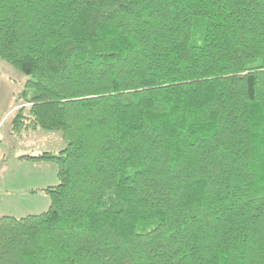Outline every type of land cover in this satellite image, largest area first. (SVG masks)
<instances>
[{
  "label": "trees",
  "instance_id": "obj_1",
  "mask_svg": "<svg viewBox=\"0 0 264 264\" xmlns=\"http://www.w3.org/2000/svg\"><path fill=\"white\" fill-rule=\"evenodd\" d=\"M0 60L67 144L0 264H264V0H0Z\"/></svg>",
  "mask_w": 264,
  "mask_h": 264
},
{
  "label": "rangeland",
  "instance_id": "obj_2",
  "mask_svg": "<svg viewBox=\"0 0 264 264\" xmlns=\"http://www.w3.org/2000/svg\"><path fill=\"white\" fill-rule=\"evenodd\" d=\"M196 45L201 44L197 30L193 37ZM28 77L0 60V134L10 127L16 109L23 103ZM30 95V94H29ZM28 134V137L25 135ZM20 139H11L15 151L8 147V154L0 170V217L24 218L39 215L50 206L47 187L58 185L57 166L48 162L15 161V154L38 155L44 152L58 153L66 148L59 131H29ZM3 146V145H1ZM19 155V154H18Z\"/></svg>",
  "mask_w": 264,
  "mask_h": 264
},
{
  "label": "crops",
  "instance_id": "obj_3",
  "mask_svg": "<svg viewBox=\"0 0 264 264\" xmlns=\"http://www.w3.org/2000/svg\"><path fill=\"white\" fill-rule=\"evenodd\" d=\"M9 128L10 127H8V129H6L5 134H3V135L0 134V170H4V168H5L4 166H2L1 163L3 161H5V158H6L7 154H8V150L10 149L12 151H15V148H14V146L12 144V141L10 139V136H9ZM37 131H39V130H35V131H32V132L36 133ZM25 136L28 137V134L25 135ZM1 145H3V146H1ZM22 156H27V154H25V153H17V154H15L14 160L21 162L23 160V159H21Z\"/></svg>",
  "mask_w": 264,
  "mask_h": 264
}]
</instances>
